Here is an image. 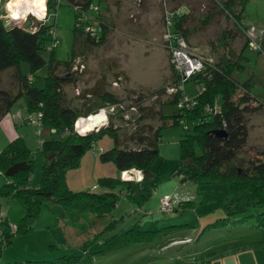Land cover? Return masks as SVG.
I'll use <instances>...</instances> for the list:
<instances>
[{
	"label": "trees",
	"instance_id": "1",
	"mask_svg": "<svg viewBox=\"0 0 264 264\" xmlns=\"http://www.w3.org/2000/svg\"><path fill=\"white\" fill-rule=\"evenodd\" d=\"M19 1L15 0L16 5ZM213 1L234 21L241 35L245 34V37H248L242 23L245 0ZM64 2L71 5L74 10V29L70 58L62 62L51 56L56 38L52 24L47 21L51 9L57 4L45 0L44 21L34 25H9L0 17V71L14 68L16 85L14 92L0 88V120L14 101L23 96L26 109L40 115V133L43 131L46 134L39 142L42 163L35 184L30 182L34 159L20 137L11 139L0 150V174L3 175L14 163L28 164L26 168L17 170L11 176L3 175L4 183L0 187V195L15 197L23 208V216L14 230L9 228L6 220H1L0 249L3 242H10V235L13 232L27 230L24 222L34 218L39 212L40 205L45 201L57 203L65 211L72 210L78 213L79 219L85 221L89 228H93L101 218L108 216V222L103 228L80 244L81 250L93 242L100 233L114 230L118 219L112 218L111 212L120 197H124L134 207L139 208L151 194L154 175L149 167L157 155L159 131L167 120L171 125L180 123L184 130L178 140V158L173 172L182 181L188 180L197 184L229 183V198L223 204L226 218L217 219L207 225L215 227L226 224L229 222L226 221L228 216L243 213L247 208H251L252 213L242 216L241 219L250 217L254 227L263 229L264 149L259 150L247 144V115L263 112L260 104L255 103L254 97L249 93V78L241 79L237 76L244 71L242 51L249 46L244 43L240 51L233 53L232 57L222 54L215 61L200 55L202 57L200 70L194 71L188 77H183L170 65L171 80L149 95L157 99L165 94L166 98L163 101L155 100L150 105H142V98L138 96L134 98L132 104L123 107L121 100L106 89V81L104 76H101L91 86L82 88L74 96L79 100L77 106H71V98L67 97L65 87L74 86L78 81V75L85 66V53L89 47L102 43L107 28L98 16L99 5L92 3V0ZM234 5L237 6L238 13L233 12ZM23 13L27 11L22 9L21 14ZM169 14V30L173 34L172 37H181L185 41L186 38L183 37H186L187 32L184 25L188 19L187 12H176L171 9ZM204 18L208 19V15H204ZM204 18H199V23ZM9 19L14 23L19 20L13 17ZM86 25L94 27L93 34L84 30ZM185 43L187 44L186 41ZM164 50L167 52L165 47ZM252 50L259 51V47ZM47 51L48 56L45 58L43 53ZM21 63L26 65V72L21 70ZM43 67L44 74L41 77L35 76V72ZM188 80L192 81L195 88L194 92L189 94L183 88ZM183 98L187 99L186 103L182 102ZM163 104H171L174 112L169 116L162 114ZM102 107L109 110L104 126L95 127L85 133H80L74 128L76 120L85 119L92 113H97ZM128 107L136 111L131 115L132 121L123 118ZM114 115L123 124H115L112 120ZM211 130H221L223 135H211ZM103 133L110 136L111 146L106 150L100 149L98 158L101 161H111L118 177L97 179L102 189L99 192L67 189L64 171L77 166L81 154L90 147V142ZM76 144L80 145V148L74 152L71 146ZM127 171L137 174L140 179L136 180L134 176L127 179ZM121 172L124 173V179L120 178ZM186 202L178 200L175 210L185 206L182 204ZM89 216L94 219L88 218ZM184 226L169 223L154 229L139 230L134 227L120 229L100 241L101 248L95 253L102 255L107 251L132 244L155 245L164 237H169L172 230ZM182 245L185 244H172L161 249L158 254L170 255L171 248ZM186 251L178 250L177 253L184 254ZM78 258L76 255L65 256L59 262L51 264H70Z\"/></svg>",
	"mask_w": 264,
	"mask_h": 264
},
{
	"label": "rangeland",
	"instance_id": "2",
	"mask_svg": "<svg viewBox=\"0 0 264 264\" xmlns=\"http://www.w3.org/2000/svg\"><path fill=\"white\" fill-rule=\"evenodd\" d=\"M50 1L57 4L51 9L47 20L52 24L56 38L51 56L62 62L69 60L73 48L74 10L64 0ZM92 3L99 5L98 16L107 30L102 43L89 47L85 53V66L78 75V81L74 86L65 87L67 97L71 98V106H75L79 101L74 96L82 88L91 86L101 76H104L106 81V89L121 100L123 107L132 104L134 98L138 96L142 98V105H150L155 100L163 101L166 98L165 94L157 99L149 95L171 80L170 62L164 50V45L167 43L164 14L171 9L176 12L186 11L188 19L184 25L187 32L186 37L183 38H186L188 47L195 54L207 56L215 61L222 54L232 57L233 53L240 51L244 43L249 46L242 51L244 71L237 76L241 79L249 78V93L254 97L255 103L260 104L263 112L247 115V144L259 150L264 149V0L244 2L242 23L248 37H245V34L241 35L234 21L226 16L213 0H92ZM22 9L27 11L19 6V3L16 5L15 0L13 2L0 0V17L9 25H34L44 21V17L39 20L28 11L21 14ZM232 10L238 13L236 5ZM204 15H208V19L204 18ZM9 17L19 20L14 23ZM199 18H204L205 21L203 22V19L199 23ZM251 41L259 43L255 45L259 47V51L252 50L251 46L254 44ZM43 56L47 58L48 51L44 52ZM20 68L26 72L27 67L23 63ZM44 72L43 67L34 75L41 77ZM0 88L10 92L15 91L14 68L0 71ZM183 88L188 94L195 90L191 80L186 81ZM135 112V109L128 107L124 111L123 118L132 121L131 115ZM161 112L169 116L174 112V107L171 104H163ZM97 113L107 115L109 110L107 107H102ZM35 119L36 112L28 111L24 97L20 96L0 121V150L10 139L18 136L34 159L31 184H35L42 163L39 142L46 137L43 131L40 134L37 132ZM82 119L87 121L80 118L74 122V128L78 131L77 123ZM112 120L115 124H123L116 115ZM106 123L105 120L96 127L104 126ZM183 133L180 123L171 125L167 120L161 127L157 155L149 167L154 175L151 194L139 208L120 197L111 212V217L118 219L114 230L100 233L93 242L88 243L84 250H81L80 244L100 231L108 222V216L101 218L88 233L86 222L79 219L78 213L72 210L65 211L61 205L45 201L40 205L38 214L24 222L27 230L12 231L10 242H3L0 249V263L44 262L47 264L50 262L48 264H51L59 262L65 256L76 255L79 258L70 264H152L153 261L149 260L148 256L158 251L146 246H135L140 244L116 248L102 255H97L95 251L101 248L100 241L120 229L159 228L171 223L174 216L182 220L181 222L192 223L194 229L190 236L192 240L197 238L199 231L201 235L194 240L193 245L176 246L171 248L169 253L179 255L178 250L185 252L189 247L193 249L194 245L197 247L206 243L218 244L226 240H237L239 244L240 241L248 242L260 248L264 244V229L254 227L250 217L241 219L242 216L252 213L251 208H247L243 213L228 216L226 219L229 221L226 224L228 227L207 225L217 219L226 218L223 204L229 198V183L197 184L193 181H182L173 172L178 158V140ZM110 146L111 138L106 133L92 140L90 147L81 154L78 165L64 171L67 189L99 192L102 189L97 179L118 177L111 161H101L98 158V151L106 150ZM127 172L132 174L129 178L136 175L137 177L134 178L138 180L137 174L134 175L132 171ZM3 183L4 176L0 174V187ZM164 194L170 195L175 203L178 200L187 202L172 214L159 213L157 198ZM22 216L23 208L15 197L0 195V222L2 219L6 220L9 228L14 230ZM90 217L93 218L92 216L88 218ZM179 234L177 232L175 235ZM169 242L165 241L161 244L164 246Z\"/></svg>",
	"mask_w": 264,
	"mask_h": 264
},
{
	"label": "crops",
	"instance_id": "3",
	"mask_svg": "<svg viewBox=\"0 0 264 264\" xmlns=\"http://www.w3.org/2000/svg\"><path fill=\"white\" fill-rule=\"evenodd\" d=\"M4 116L2 118H4ZM181 221L182 220L176 219V216L172 218V220L170 221L171 223L175 225H185V226L177 230H172L168 235L169 237H164L160 243H157L155 245L145 244V245H135V246H141V247L146 246L152 249L155 248L159 252L161 249L171 246L172 244L181 243L185 245L188 244L193 245L195 242L194 240L198 239V236L201 235V231H199L198 229L199 232L197 234V238L192 240V237H190L191 232H193L194 230L192 223L187 221L186 222H181ZM226 224L220 226L228 227V225ZM86 228L88 233L89 230L92 229L89 227ZM177 232L180 234L175 235ZM165 241H170V242L167 245H164L163 247H159L160 244ZM192 247L194 248L193 249L191 248V250H187L186 253L184 254L160 255L158 253H153L148 257L149 260L153 261L152 264H264V244L260 248H256L255 246L248 244V242L244 243L240 241L239 244L237 240H231V241L226 240L218 244L206 243L203 245H199L197 247H195V245Z\"/></svg>",
	"mask_w": 264,
	"mask_h": 264
},
{
	"label": "built area",
	"instance_id": "4",
	"mask_svg": "<svg viewBox=\"0 0 264 264\" xmlns=\"http://www.w3.org/2000/svg\"><path fill=\"white\" fill-rule=\"evenodd\" d=\"M164 26L166 29V44L165 49L168 53V61L172 66L174 71H177L183 77H188L194 71H198L202 65V57L200 55L195 54L185 43V41L179 37L174 38L172 37L173 34L170 32V14L169 12H165L164 14ZM85 31L89 33H94V27L86 25L84 27ZM252 42V41H251ZM254 46H251L252 49L255 48V43L252 42ZM187 101L186 98H183L182 102ZM186 103V102H185ZM40 115L36 113V125H37V132L40 133V123H39ZM123 172H121L122 177ZM139 179V177H138ZM178 202V201H177ZM172 199L170 195L164 194L158 197L157 199V211L162 214H172L175 211V205L177 204Z\"/></svg>",
	"mask_w": 264,
	"mask_h": 264
},
{
	"label": "bare ground",
	"instance_id": "5",
	"mask_svg": "<svg viewBox=\"0 0 264 264\" xmlns=\"http://www.w3.org/2000/svg\"><path fill=\"white\" fill-rule=\"evenodd\" d=\"M19 6L25 8L33 17H36L39 20L45 16V0H20ZM99 116H103V114H101ZM90 119H87V121L83 120V119L79 120V122L77 124H78V128H79L80 133H85V132H88V131L94 129L93 124L91 123ZM102 122H104V121H102ZM102 122H98L95 124H96V126H98ZM123 174H122V177H123ZM127 176H128L127 179H129V173H127Z\"/></svg>",
	"mask_w": 264,
	"mask_h": 264
},
{
	"label": "water",
	"instance_id": "6",
	"mask_svg": "<svg viewBox=\"0 0 264 264\" xmlns=\"http://www.w3.org/2000/svg\"><path fill=\"white\" fill-rule=\"evenodd\" d=\"M99 113H92L91 115L87 116L85 119H90L91 120V123L93 124V127L95 128L96 127V124L95 123H98V122H102V121H105L106 120V115L103 114V116H99L98 115ZM95 124V125H94ZM210 134L211 135H215V136H222L223 135V132L221 130H211L210 131ZM72 150L74 152L78 151L79 148H80V145L76 144V145H72L71 146ZM28 166V164H26L25 162H17V163H14L12 165H10L3 173L4 176H11L12 174H14L17 170H21L23 168H26ZM132 174L129 173V177H131Z\"/></svg>",
	"mask_w": 264,
	"mask_h": 264
},
{
	"label": "clouds",
	"instance_id": "7",
	"mask_svg": "<svg viewBox=\"0 0 264 264\" xmlns=\"http://www.w3.org/2000/svg\"><path fill=\"white\" fill-rule=\"evenodd\" d=\"M134 177H135V176H134ZM136 177H137V176H136ZM138 177H139V179H140V176H138ZM139 179H138V180H139Z\"/></svg>",
	"mask_w": 264,
	"mask_h": 264
}]
</instances>
